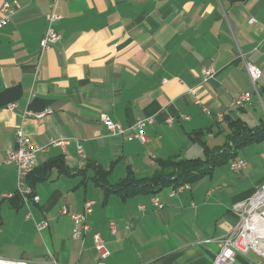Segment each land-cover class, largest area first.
I'll list each match as a JSON object with an SVG mask.
<instances>
[{"label":"crops","instance_id":"crops-1","mask_svg":"<svg viewBox=\"0 0 264 264\" xmlns=\"http://www.w3.org/2000/svg\"><path fill=\"white\" fill-rule=\"evenodd\" d=\"M51 1L0 0V6H17L0 29V194L15 193L19 184L17 170L4 163L17 129L38 146L69 140L38 155L32 180L37 203L0 199V257L97 264L91 233L73 239L70 218L58 213L62 205L81 212L92 201L88 223L110 253L105 264H212L216 241L236 224L233 204L264 183V140L237 152L234 159L244 160V169L232 172L229 160L174 196L172 188L126 198L106 192L95 182L93 166L108 172L111 187L129 174L150 178L162 160L203 158L207 148L224 146L231 121L259 125L264 0H59L62 19L54 28L61 38L41 52ZM247 64L260 71L256 91ZM205 67L216 75L202 84ZM243 93L250 100L237 106ZM10 104L17 105L12 112ZM26 110L50 113L23 120ZM217 114L225 120L218 122ZM104 116L123 127L137 118L153 117L154 123L140 144L110 136ZM44 221L47 227L39 230ZM233 264L264 260L248 252Z\"/></svg>","mask_w":264,"mask_h":264},{"label":"built area","instance_id":"built-area-1","mask_svg":"<svg viewBox=\"0 0 264 264\" xmlns=\"http://www.w3.org/2000/svg\"><path fill=\"white\" fill-rule=\"evenodd\" d=\"M17 6L16 3L10 4L3 2L0 6V29L3 28L9 21L11 16L15 13ZM59 0H52L48 5V10L45 14L46 28L43 37L40 40L41 52L55 46L60 40L59 33L55 30L54 25L56 22L62 19L61 14L58 11ZM254 20L251 19L250 23ZM246 70L251 81V84L256 91V82L260 77V71L257 67L247 64ZM216 72L212 67H205L201 70L202 84H206L215 78ZM33 97V94H30ZM250 94L243 93L236 100L237 106H243L249 102ZM196 104H200L199 101H195ZM16 104H10L7 106V110L14 111ZM205 115L210 116L211 113L207 108H202ZM50 113V110H46L44 113H32L28 110L22 114L23 120L27 118L40 119L45 114ZM218 122H222L223 115L217 114L215 116ZM172 119L166 120V123L170 125ZM154 123L153 117L137 118L133 124L128 127H123L118 123L113 122L109 117L104 116L102 118V124L105 126L110 136H123L129 142L136 141L140 144H145L146 128ZM69 144V140H53L47 146H38L32 144L23 135L21 129H17L15 132V147L5 152L4 163L8 166L14 167L18 172L19 184L17 190L13 194H0L2 200H12L15 197L21 198L24 202L32 201L37 203L39 201L38 196L35 194L33 188L26 185V178L37 167L38 155L48 151L49 147L64 148ZM76 150L79 156H82V147L78 141H76ZM246 167V162L241 159H235L229 163V169L232 172H238ZM189 185L185 184L177 188L171 189L170 196H174L176 193L188 189ZM151 202L157 208H162L158 199L153 197ZM143 209V207H140ZM93 202L87 201L84 203L83 210L81 212L70 213L66 206L62 205L59 208L60 216H68L72 222L71 237L75 240L82 239L85 235L91 233V237L94 243V250L99 256V262L97 264H105L104 261L110 256L109 251L105 247V242L98 232H92L91 226L88 223V216L92 213ZM232 212L236 216V224L229 232L227 236L216 241L218 251L214 257L212 264H233L237 255L247 254L252 252L256 254L261 261L264 260V183L255 189L251 196L244 200H241L233 204L231 208ZM47 223L44 221L37 227L43 229L47 227ZM114 226L110 225V230L113 233ZM202 243H209L211 240H203ZM0 264H33L25 260H7L0 257ZM44 264H57L54 260Z\"/></svg>","mask_w":264,"mask_h":264},{"label":"trees","instance_id":"trees-1","mask_svg":"<svg viewBox=\"0 0 264 264\" xmlns=\"http://www.w3.org/2000/svg\"><path fill=\"white\" fill-rule=\"evenodd\" d=\"M257 88V85H256ZM264 100V86L257 88ZM225 120L223 116L222 122ZM264 140V120L255 127H247L240 120L230 122V133L226 144L218 149H206L203 158L174 159L170 158L159 162V170L150 178H136L129 174L114 186L105 182L108 172L99 166H93L95 182L106 192H114L124 198L140 193L155 194L164 188H177L185 184H192L212 170L227 161L235 160L237 152L248 144ZM36 169L27 177L28 185L33 188L32 180ZM20 198L15 197L11 201L16 206L21 205Z\"/></svg>","mask_w":264,"mask_h":264},{"label":"rangeland","instance_id":"rangeland-1","mask_svg":"<svg viewBox=\"0 0 264 264\" xmlns=\"http://www.w3.org/2000/svg\"><path fill=\"white\" fill-rule=\"evenodd\" d=\"M206 140H207V139H206ZM207 141H208V140H207ZM208 143H209V141H208ZM195 157H197V156H192V157L189 156V158H195ZM18 240H19V243H21L22 240H20V239H18ZM18 240H17V241H18Z\"/></svg>","mask_w":264,"mask_h":264}]
</instances>
